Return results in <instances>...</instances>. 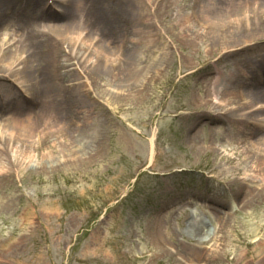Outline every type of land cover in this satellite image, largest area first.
I'll list each match as a JSON object with an SVG mask.
<instances>
[{
    "label": "rangeland",
    "instance_id": "rangeland-1",
    "mask_svg": "<svg viewBox=\"0 0 264 264\" xmlns=\"http://www.w3.org/2000/svg\"><path fill=\"white\" fill-rule=\"evenodd\" d=\"M105 1L118 9L114 0ZM204 1L207 0L142 2L141 6L149 13L150 32L160 35H154L145 55L141 46L130 43L139 34L132 35V26L126 28L118 15H113L129 38L122 46L132 48L129 54L133 61L125 70L129 75H125L122 61L113 72L109 65L99 66L100 75H86L88 91L82 93L85 94L82 107L79 105L76 110L74 102L65 107L68 120L72 119L69 112H74L86 129L96 126L101 132L104 156L83 167L66 168L77 165L71 160L54 173L32 168L22 183L19 175L8 178L0 200L13 196L16 201L7 209L0 205V264H157L158 261L148 263L143 255L146 238L139 240L147 233L157 209H161L162 238L167 243L177 240L174 253H169L171 258L159 260L158 264H264L263 201L253 200L245 210L240 204L236 206L229 224L209 208L225 210L230 205L222 207L206 202L210 211L195 206L188 209L191 216L187 209L180 212V203L172 202L190 194L207 198L220 192V188L230 189L237 202L251 198L244 185L247 183L244 164L235 170L223 154L220 157L211 152L212 144L222 151L226 149L225 142H221L225 127L216 132L213 126H205L195 135L194 112L195 97L208 90L207 83L200 82L205 79L199 72L206 69L215 78L227 77L236 63L232 60L235 54L240 53L239 60H246L261 47L244 51L243 46L232 47L229 54L233 55L227 56L224 44L211 47L206 39L205 43L195 40V8ZM228 2H220V7L228 11L239 4L242 7L244 2L259 10L263 3L254 1L253 6L250 0ZM180 31L187 36H181ZM96 33L95 29L87 31L86 37L97 39L94 42L109 51L106 42L101 45L103 40ZM234 38L228 35L225 40L238 43ZM215 41L218 40L212 43ZM138 49H142L146 62L137 68ZM46 50L43 48L42 52ZM153 61L158 63L154 64L156 69ZM195 62L199 68L196 74ZM147 67H151L150 74L142 77L141 70ZM161 70L163 75L153 78ZM73 79L70 75L66 77L69 95L76 89ZM97 79L120 91L119 96L111 99L104 94V88L96 90ZM94 90L97 99L92 96ZM37 107L38 102L34 104ZM49 108L43 107L44 112ZM76 119L70 123L74 128L79 126ZM195 144L205 152L196 155ZM46 151L49 150L43 145L35 152L37 159ZM56 157L53 164L62 158L60 154ZM254 204L258 208H253ZM198 221L204 226L200 238L193 237L189 228ZM213 232H218L216 237Z\"/></svg>",
    "mask_w": 264,
    "mask_h": 264
},
{
    "label": "bare ground",
    "instance_id": "bare-ground-1",
    "mask_svg": "<svg viewBox=\"0 0 264 264\" xmlns=\"http://www.w3.org/2000/svg\"><path fill=\"white\" fill-rule=\"evenodd\" d=\"M114 1L118 9L105 0H0V90L3 96L0 99V111L4 114L8 111L7 108H12L6 117L0 115V192L5 188L6 181L9 182V177L19 175L22 183L24 176L32 168L40 169L43 173H54L59 172L60 166L67 165L71 160L77 165L64 168L83 167L104 156L105 143L101 132L95 129L96 126L86 129L80 119L74 117V112H69L72 119L68 120L65 107L72 105V102L77 104L76 110H79V105L82 107L85 95L82 93L88 91L86 75H100L99 66L109 65L113 72L122 61L124 71L129 69L126 67L133 61L129 54L132 48L130 45L122 46L129 38L121 31L119 22H115L114 14L118 15L126 28L128 25L132 26V35L139 34L138 39L135 42L130 40V43L141 46L144 55V51L151 48L154 35L160 37L158 33L150 32L148 10L141 6L142 2L153 4V0ZM223 1L227 0H207L195 8V40L200 39V42L205 43L206 39L211 47L224 44L223 50L227 56L233 55L229 54L230 48L236 46H243L241 51L261 49L246 60H239L240 53L235 54L232 60L236 63L228 78L226 75L215 78L212 76L213 72L206 69L198 73L204 77L205 80L200 82H206L208 90L203 96L195 97V135L199 128L205 126H213L216 132L225 127L221 142H225L223 145L226 149L222 151L219 146L212 144L211 152L220 157L223 154L228 164H234L235 170L244 164L247 180L244 185L246 192L251 193V198L237 202L229 193L230 189L220 188V192L207 198H204L206 195L190 194L172 202L180 203L178 207L181 206L179 210L182 213L195 206L207 209L206 202L222 207L230 205L225 210L209 208L229 224L232 223L231 219L237 209L235 207L239 204L245 210L255 200L264 202V0H260L263 3L259 10L242 2V7L239 4L235 9H227L228 11L220 7L219 3ZM228 1L231 3L234 0ZM254 1L258 0H250L253 6L256 5ZM135 6L138 8L137 12ZM93 29L103 40L101 45L106 42L109 51L99 47L98 42H94L97 39L86 37V32ZM179 34L187 36L183 31ZM228 35H233L234 40L238 39L239 42L225 40ZM214 39L220 42L212 43ZM78 46L79 51H76ZM43 48L48 50L42 52ZM210 51L209 48L208 52ZM137 53L138 68L146 62V57L143 56L142 49H138ZM153 62V67L158 64ZM148 68L141 70L142 77L150 74L151 67ZM198 70L195 62V74ZM163 73L161 70L153 78H160ZM68 75L74 78L76 85L72 95L66 91ZM125 75H129L127 71ZM151 78L150 76L147 86L150 85ZM96 87L100 91L104 88V94L111 99H115L120 93L109 83H102L99 79ZM93 93V98L97 99V92L94 90ZM24 102L25 106L22 104ZM37 102L40 107L35 109L34 104ZM43 107L50 108L44 112ZM75 119L79 123L77 125L83 127H72L70 123ZM187 136L193 138L191 134ZM150 144L153 160L154 138ZM43 145L49 151L37 159L35 152ZM194 147L196 155L205 152L196 144ZM57 154L62 158L53 164L58 158ZM229 170L231 171L230 168ZM241 192L242 195L245 194L244 190ZM8 199L2 197L0 200V205L6 209L16 201L13 196ZM255 206L258 208V204L252 207ZM160 212L161 209L154 211L147 233L139 238L142 241L146 238V251L143 255L148 263L158 261V264L159 260L171 258L174 253L172 249L177 246L176 239L167 243L162 238ZM196 223L197 225L192 224L189 228L193 237L200 238L204 226L200 221ZM218 232H213V237ZM179 263H182L181 260Z\"/></svg>",
    "mask_w": 264,
    "mask_h": 264
}]
</instances>
